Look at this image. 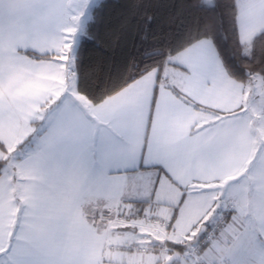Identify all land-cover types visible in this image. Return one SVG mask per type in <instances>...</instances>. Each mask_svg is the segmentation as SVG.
Listing matches in <instances>:
<instances>
[{
  "label": "crops",
  "instance_id": "0c3cea01",
  "mask_svg": "<svg viewBox=\"0 0 264 264\" xmlns=\"http://www.w3.org/2000/svg\"><path fill=\"white\" fill-rule=\"evenodd\" d=\"M70 1L0 0L1 264H162L171 255L173 264H260L264 145L243 107L253 76H229L201 38L170 56L160 77L145 72L93 104L76 89L75 59L66 68L62 57ZM261 2L237 0L242 43L264 30ZM104 126L114 139L96 133ZM228 184L221 220L203 230L211 244L200 230ZM148 206L167 228L138 218ZM237 234L255 241L248 258L227 251Z\"/></svg>",
  "mask_w": 264,
  "mask_h": 264
},
{
  "label": "trees",
  "instance_id": "16d2710c",
  "mask_svg": "<svg viewBox=\"0 0 264 264\" xmlns=\"http://www.w3.org/2000/svg\"><path fill=\"white\" fill-rule=\"evenodd\" d=\"M216 2L99 0L75 51L77 91L95 104L152 68L160 77L170 56L201 38L213 43L229 76L246 82L259 73L264 82V30L245 45L238 34V9L228 7L224 16L212 9ZM22 52L33 59L55 58L53 53ZM0 149L6 152L1 142ZM173 247L182 249L180 244Z\"/></svg>",
  "mask_w": 264,
  "mask_h": 264
},
{
  "label": "rangeland",
  "instance_id": "374dc122",
  "mask_svg": "<svg viewBox=\"0 0 264 264\" xmlns=\"http://www.w3.org/2000/svg\"><path fill=\"white\" fill-rule=\"evenodd\" d=\"M73 1L77 2V4L74 8H72V7L68 8V10L66 11V17H65V23H64L65 44H64L63 50H62V52H63L62 57L66 60V68H68V67L72 68L73 67V60L75 59V56H76L75 51L77 48V43H78L79 37L81 34H84L87 22L92 18L91 17L92 8L98 3L99 0H71L70 1L71 6H72ZM204 1L207 3H210L211 0H204ZM250 41L247 43H244V44L248 45L250 43ZM60 57H61V55H60ZM148 72H155V68L148 70L147 73ZM251 76H253V77L250 78V83L248 86H250L252 84V86L254 85V89H252V86L250 87V89L248 87L249 91L246 95V99H245L243 107H244V112L245 111L247 112L246 116L248 118L250 117L254 144L264 145V82H263V79L259 73L252 74ZM70 88H71V86L69 87V89ZM72 89H74L76 91L74 86L72 87ZM251 89H252V91H251ZM47 106H48V104H47ZM49 108L51 109L52 105L51 106L49 105ZM49 108H46V110ZM39 129L40 128H38V130ZM35 133H36V131H35ZM7 157H8V155L5 156V158H7ZM244 188H245V184H244V186H241V188H240L241 191ZM228 189H231V184H228V186H225L224 188H222V190H223L222 192H221V190H219L217 192V194H219L220 199H222V203L219 206L218 211H216V214L214 216H212L211 213H208V215L211 216V220L213 222H218L219 220H221V218L223 216V210L226 209V200L230 197V192H225L226 190L229 191ZM243 193H244V191H243ZM201 196H203V195H201ZM200 198L202 199L203 197H200ZM230 204L233 206V203H230ZM215 208H216V206L213 209H215ZM199 209L201 210V208H199ZM227 210H228V207H227ZM139 212L141 213V210ZM140 213H139V215H140ZM130 214H131L130 211L126 212L124 210V211H122L121 217L119 216V219L128 220L130 218L129 217ZM162 216H165V215H162ZM181 216L183 218H186L183 214ZM205 220H210V219H208V216H206ZM141 221H143V220H141ZM143 222H145V221H143ZM145 223H147V222H145ZM150 226H152V225H150ZM152 227H155V226H152ZM159 228H161V227H159ZM164 228H167V227H164ZM213 234H214L213 231H210L208 233L204 231L203 238L208 236L207 241L211 242V244H213V242H214V238H213L214 235ZM241 236L243 237V234L242 235L237 234V239L235 241L234 240L231 241L230 248L227 251H232V252L235 250L236 251L237 250L244 251L241 254V256L248 258L250 256V253L253 252L252 246H253V243L255 241H253V240L250 241L249 239L241 240ZM245 236H246V234H245ZM137 243H139V241H137ZM134 256L136 257V254ZM140 256L145 257L146 253H143ZM216 257H218V255H216ZM261 262H260V264H261ZM216 263L217 264H229L228 260H226L224 258L223 259L218 258ZM0 264H1V261H0Z\"/></svg>",
  "mask_w": 264,
  "mask_h": 264
},
{
  "label": "snow or ice",
  "instance_id": "6c2138e0",
  "mask_svg": "<svg viewBox=\"0 0 264 264\" xmlns=\"http://www.w3.org/2000/svg\"><path fill=\"white\" fill-rule=\"evenodd\" d=\"M228 7H231V8H234L235 9V8L240 7V6L237 4V0H231V3L230 4L225 3L224 0H217V2L212 5V9L218 10L224 16H225V9H227ZM260 7L262 9H264V0H262V2L260 4ZM198 55H199L198 51L195 50V49H193V51H192V57L193 58H196ZM46 115H47V113L44 114V116H46ZM41 119H43V116L41 117ZM95 131H96V133L99 134V136H100V138L102 140L109 139V138H111V139H114L115 138V135L106 126H104V127H97V129ZM33 134H35V133H33ZM208 211L211 212V215L212 216H214L216 214V211H218V208L217 209H209ZM205 215L208 216V219H211V216H209L207 212L205 213ZM199 227H200V225H199V223H197L196 225H194L193 231H196ZM204 227L205 228L207 227V220L204 221ZM198 234L199 233L197 232V235Z\"/></svg>",
  "mask_w": 264,
  "mask_h": 264
},
{
  "label": "built area",
  "instance_id": "2783aa9c",
  "mask_svg": "<svg viewBox=\"0 0 264 264\" xmlns=\"http://www.w3.org/2000/svg\"><path fill=\"white\" fill-rule=\"evenodd\" d=\"M127 212V211H126ZM139 218L145 222H147L148 224L152 225V226H155V227H161V228H164V227H167L170 223V220L167 216H162V215H159L153 207H146L144 208L140 215H139ZM208 240V236L205 237V240L204 241H207ZM131 246H129L128 248H130ZM141 251H144L145 248L144 247H141L140 248ZM261 264H264V258L261 262Z\"/></svg>",
  "mask_w": 264,
  "mask_h": 264
},
{
  "label": "water",
  "instance_id": "95a60500",
  "mask_svg": "<svg viewBox=\"0 0 264 264\" xmlns=\"http://www.w3.org/2000/svg\"><path fill=\"white\" fill-rule=\"evenodd\" d=\"M219 205V202H217V205L216 207ZM216 209V208H215ZM205 229L204 226L201 227V230L200 232H203V230ZM178 255L177 256H174V255H171L169 258H167L162 264H170L172 263L175 259H178Z\"/></svg>",
  "mask_w": 264,
  "mask_h": 264
}]
</instances>
